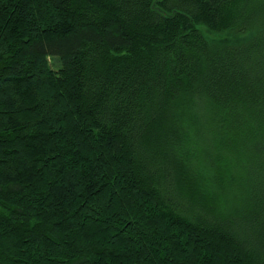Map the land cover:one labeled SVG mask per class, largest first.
<instances>
[{"label": "trees", "instance_id": "16d2710c", "mask_svg": "<svg viewBox=\"0 0 264 264\" xmlns=\"http://www.w3.org/2000/svg\"><path fill=\"white\" fill-rule=\"evenodd\" d=\"M0 264H264V0H0Z\"/></svg>", "mask_w": 264, "mask_h": 264}]
</instances>
